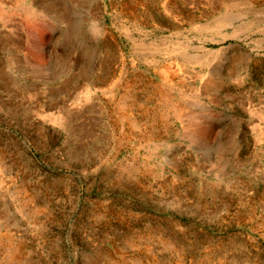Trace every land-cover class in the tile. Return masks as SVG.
Masks as SVG:
<instances>
[{
	"label": "rangeland",
	"instance_id": "obj_1",
	"mask_svg": "<svg viewBox=\"0 0 264 264\" xmlns=\"http://www.w3.org/2000/svg\"><path fill=\"white\" fill-rule=\"evenodd\" d=\"M0 264H264V0H0Z\"/></svg>",
	"mask_w": 264,
	"mask_h": 264
}]
</instances>
